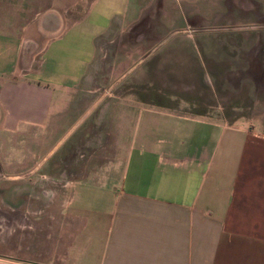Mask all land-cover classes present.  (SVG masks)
<instances>
[{
  "label": "crops",
  "instance_id": "0c3cea01",
  "mask_svg": "<svg viewBox=\"0 0 264 264\" xmlns=\"http://www.w3.org/2000/svg\"><path fill=\"white\" fill-rule=\"evenodd\" d=\"M153 1L0 4V146L10 137L25 144L24 169L5 178L37 174L51 148L40 156L35 136L53 122L54 91H69L82 82L98 40L134 29L141 18H146L141 29L151 34L155 27L147 18L170 16L164 9H148ZM186 16L181 29L167 32L183 35L188 28L196 35L173 41L159 72L153 68L144 78L152 87L135 89L133 97L141 114L175 123L174 131L140 125L133 139L109 143L111 155L87 159L81 169L75 168L66 203L75 228L52 264H264V124L207 116L218 109L201 94L203 81L198 72L193 79L185 49L198 46L211 55L217 28H189ZM162 30L156 26L157 33ZM254 30L251 48L257 53L240 61L262 75L264 34ZM36 51L38 59L30 69L25 54ZM193 66L199 69L201 60ZM187 82L195 92L185 94ZM260 89L264 96V86ZM112 176L117 179L91 182ZM10 193L0 189V201L8 204ZM0 264L22 263L0 255Z\"/></svg>",
  "mask_w": 264,
  "mask_h": 264
},
{
  "label": "rangeland",
  "instance_id": "374dc122",
  "mask_svg": "<svg viewBox=\"0 0 264 264\" xmlns=\"http://www.w3.org/2000/svg\"><path fill=\"white\" fill-rule=\"evenodd\" d=\"M1 3L15 4L14 0H0ZM148 9H164L170 16L147 18L155 27L151 34L141 29L144 26L141 23L146 22V18H141L132 30L105 35L95 43L94 57L82 82L69 91L55 89L50 110L53 122L49 129L42 127L35 136L40 156L51 148L37 174L5 178L6 174L24 169L21 155L25 144L10 137L6 139V146H0V189L9 190L13 197L8 204L0 201V255L13 256L22 264H52L75 228L66 206L71 182H75L70 174L81 169L87 159L111 155L109 143L114 138L120 144L131 136L133 139L140 125H164L170 132L174 131L171 128L175 123L141 114L133 97L135 89L152 87L144 84V78L153 68L159 72L161 62L170 56L173 41H183L184 35H196L188 32V28L183 35L168 33L181 29L183 13L187 15L184 23L189 28H217L216 49L211 55H204L198 46L185 49L191 62L190 71L195 70L193 79L200 75L203 81L201 94L208 105L218 109V113L207 116L264 124V96L260 92L264 74L240 61V57L257 53V49L251 48L252 37L256 36L252 32L257 29L264 34V0H154ZM159 25L163 30L157 33ZM27 54L25 57L30 59L32 69L38 51ZM200 60L201 66L197 69L193 62ZM211 60L216 65L205 64ZM191 84H184L185 94L195 92ZM113 179L117 177H100L91 182L105 184ZM16 204L19 208L11 210Z\"/></svg>",
  "mask_w": 264,
  "mask_h": 264
}]
</instances>
